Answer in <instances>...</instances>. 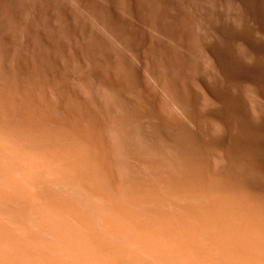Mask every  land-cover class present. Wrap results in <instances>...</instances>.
<instances>
[{
  "label": "rangeland",
  "instance_id": "obj_1",
  "mask_svg": "<svg viewBox=\"0 0 264 264\" xmlns=\"http://www.w3.org/2000/svg\"><path fill=\"white\" fill-rule=\"evenodd\" d=\"M0 190V264H263L264 0H0Z\"/></svg>",
  "mask_w": 264,
  "mask_h": 264
},
{
  "label": "bare ground",
  "instance_id": "obj_2",
  "mask_svg": "<svg viewBox=\"0 0 264 264\" xmlns=\"http://www.w3.org/2000/svg\"><path fill=\"white\" fill-rule=\"evenodd\" d=\"M62 136H63V135H62ZM1 140H2V139H1ZM5 141H6V140H5ZM65 141H66V140H65ZM74 141H75V140H74ZM43 142H44V141H43ZM45 142H46V141H45ZM45 142H44V143H45ZM81 142H82V141H81ZM47 143H48V142H47ZM74 143H75V142H74ZM7 144H8V143H7ZM8 145H9V144H8ZM17 145H18V144H17ZM43 145H44V144H43ZM91 145H92V144H91ZM5 146H6V145H5ZM5 149H6V148H5ZM80 149H81V148H80ZM23 150H25V149H23ZM82 150H83V148H82ZM79 151H80V150H79ZM82 152H83V151H82ZM193 152H194V151H193ZM85 153H86V152H85ZM90 153H91V152H90ZM79 154L82 155V154H84V152H83L82 154L79 152ZM88 154H89V153L85 154V157H86V158H87V157L90 158V156H89ZM95 154H96V153H95ZM9 155H10V154H9ZM31 156H32V155H31ZM32 157H34V159H35L37 156H36V157H35V156H32ZM83 157H84V156H82V158H83ZM85 157H84V158H85ZM94 157H95V159H96V156H94ZM94 157H93V159H94ZM97 157H98V156H97ZM102 157H104V155H102ZM105 157H107V156H105ZM42 158H43V157H42ZM44 158H45V157H44ZM68 158H69V157H68ZM80 158H81V157H80ZM80 158H79V159H80ZM27 159H28V158H27ZM30 159H31V158H30ZM32 159H33V158H32ZM37 159H38V158H37ZM37 159H36V160H37ZM56 159H57V158H56ZM70 159H71V158H70ZM95 159H94V161H95ZM102 159H103V158H102ZM5 160H6V159H5ZM9 160H10V159H9ZM36 160H35V161H36ZM40 160H41V159H39V161H38V160H37V161L40 162ZM44 160H45V159H44ZM53 160H54V159H53ZM60 160H61V159H60ZM68 160H69V159H68ZM73 160H74V159H73ZM73 160H72V161H73ZM76 160H77V158H76ZM104 160H108V157H107V158H104ZM104 160H103V161H104ZM1 161H2V160H1ZM37 161H36V162H37ZM42 161H43V160H42ZM47 161H48V159H47ZM66 161H67V160H66ZM69 161H70V160H69ZM69 161H68V162H69ZM84 161L86 162V159H85ZM89 161H90V160H89ZM89 161L87 160V163H86V164H88V168L91 166V169L94 171V170H95V169L93 168L94 166L92 167V165H94V164H92V163H94V162H93V161H92V163L90 162V164H92V165H89V163H88ZM195 161H196V160H195ZM3 162H4V161H3ZM10 162H11V161H10ZM75 162H76V161H75ZM4 163H5V162H4ZM40 163H41V162H40ZM56 163H57V162H56ZM65 163H66V162H65ZM43 164H44V165H42V164H41V165L44 166L43 168H45V170H46V169H47V170L49 169V167L47 168V166L50 165V168L52 169V168H53V165H54V164H53V165L50 164V161H49V163L46 162V161H45V162L43 161ZM69 164H70V162H69ZM69 164L67 163V165H68V170L71 169L70 171H74L75 168H76V167H75V164L73 165V164L71 163V164L74 166V168H73V166H72V168H73L74 170H72V168L69 169ZM77 164H78V163H77ZM17 165H18V164H17ZM28 165H29V164H28ZM32 165H34V164H32ZM45 165H47V166H45ZM67 165L65 164V166H67ZM200 165H201V164H200ZM2 166H3V165H2ZM37 166H39V165H37ZM56 166H57V165H56ZM204 166H205V165H204ZM13 167H14V166H13ZM26 167H27V163H26ZM31 167H32V166H31ZM33 167H34V166H33ZM33 167H32V168H33ZM40 167H41V166H40ZM70 167H71V166H70ZM102 167H103V166H102ZM27 168H28V167H27ZM34 168H35V167H34ZM41 168H42V167H41ZM54 168H55V167H54ZM54 168H53V169H54ZM85 168H86V171H87V170H88V169H87V165H85ZM10 169H11V168H10ZM51 169H49V171H50ZM65 169H67V167H66V168L64 167V170H65ZM91 169H90V171H92ZM100 169H101V168H100ZM1 170H2V169H1ZM6 170H7V169H6ZM45 170H44V171H45ZM54 170H55V169H54ZM54 170H53V171H54ZM78 170H79V169H78ZM104 170H105V169H104ZM109 170H110V169H109ZM22 171H24V170H22ZM41 171H42V170H41ZM66 171H67V170H65V172H66ZM76 171H77V169H76ZM79 171H80V170H79ZM83 171H84V170H83ZM90 171H89V172H90ZM19 172H20V171H19ZM45 172H46V171H45ZM89 172L87 171L86 173L89 174ZM43 173H44V172H43ZM47 173H48V172H46L45 174H47ZM90 173H91V172H90ZM109 173H110V172H109ZM6 174H7V173H6ZM14 174H15V173H14ZM21 174H22V173H21ZM25 174H26V175L28 174V177L30 176V177H29L30 179L32 178L31 175H29V173H27V171H25ZM41 174H42V173H41ZM53 174H55V173H53ZM69 174H70V173H69ZM93 174H94V172H93ZM98 174H99V173H98ZM113 174H114V172H113ZM18 175H19V174H18ZM32 175H33V174H32ZM51 175H52V174L50 173V175H49V176H50L49 179L51 178ZM70 175H71V174H70ZM103 175H104V174H102L101 177H103L104 179H106L107 176H103ZM106 175H107V173H106ZM110 175H111V174H110ZM186 175H187V174H186ZM38 176H39V175H38ZM71 176H72V175H71ZM91 176H92V175H91ZM108 176H109V175H108ZM194 176H196V175H194ZM194 176H191V177H190L191 179H189V181L193 180V181H191V182L194 183V184H193V186H195L194 189L196 188L195 190H193V187H192V190H193V191H192L191 194L194 196V191H197V190L199 189L200 192L198 191V194L201 196V195H202V192H203L202 189H204L203 187H205V186H203V184H202L201 182H199V179L197 180L196 177H195V178H192V177H194ZM13 177H15V176H13ZM23 177H25V176H23ZM57 177H58V176H57ZM62 177H63V176H62ZM81 177H82V176H81ZM87 177H88V176H87ZM185 177H186V176H185ZM20 178H21V177H20ZM58 178H59V177H58ZM64 178H65V177H64ZM103 178H102L101 180H103ZM108 178H109V177H108ZM108 178H107V179H108ZM112 178H113V177H112ZM116 178H117V177H116ZM14 179H15V178H14ZM23 179H24V178H23ZM27 179H28V178H27ZM36 179H37V178H36ZM36 179H35V180H36ZM44 179H46V177H44ZM81 179H82V178H81ZM91 179H92V178H91ZM19 180H20V179H19ZM52 180H53V179H52ZM108 180H109V179H108ZM177 180H178V179H177ZM8 181H9V180H8ZM14 181H15V180H14ZM30 181H32V180H30ZM49 181H50V180H49ZM189 181H187V182H189ZM10 182H11V181H10ZM15 182H16V184H17L19 181H15ZM83 182H85V181H83ZM105 182H106V181H105ZM173 182H177V181L174 180ZM191 182H189V183H191ZM198 182H199L200 184H199ZM20 183H21V182H20ZM89 183H90V182H89ZM110 183H111V182H110ZM153 183H154V182H153ZM179 183H180V182H179ZM179 183H176V184H179ZM181 183H182V182H181ZM181 183H180V184H181ZM189 183H188V184H189ZM192 183H191V186H192ZM3 184H4V183H3ZM27 184H30V183H27ZM95 184H96V183H95ZM113 184H115V183H113ZM173 184H174V188H175V189H176L177 187H180V188H179V191H180L181 194L184 195V193H185V194L187 193V196H188V193L190 194V192H185V191L188 190V189H187V190H186V189L184 190V187H186V186L183 187V185H185V184H181V185H182V188H181V186H177L175 183H173ZM1 185H2V184H1ZM31 185H32V184H31ZM31 185H30V186H31ZM49 185H50V184H49ZM77 185H78V184H77ZM199 185H201V187L203 186L202 189H200L201 187H200V188L198 187ZM8 186H9V185H8ZM32 186H33V185H32ZM81 186H82V185H81ZM175 186H177V187H175ZM188 186H189V185H188ZM3 187H4V185H3ZM75 187H76V186H75ZM86 187H87V186H86ZM155 187H156V186H155ZM168 187H169V186H168ZM197 187H198V189H197ZM32 188H33V187H32ZM187 188H188V187H187ZM189 188H190V187H189ZM221 188H222V187H221ZM2 189H3V188H2ZM5 189H6V188H5ZM5 189H4V190H5ZM30 189H31V188H30ZM87 189H88V188H87ZM171 189H172V188H171ZM190 189H191V188H190ZM26 190H27V189H26ZM111 190H112V189H111ZM176 190H178V188H177ZM0 191H1V190H0ZM17 191H18V190H17ZM29 191H30V190H29ZM33 191H34V190H33ZM104 191H105V190H104ZM174 191H175V190H174ZM201 191H202V192H201ZM6 192H8V191H6ZM94 192H95V190H94ZM127 192H128V191H127ZM155 192H156V191H155ZM17 194H18V193H17ZM26 194H27V193H26ZM28 194H29V196L32 195V193H28ZM28 194H27V195H28ZM122 194H123V193H122ZM198 194H197V192H196V197H197ZM206 194H207V192H206ZM19 195H20V194H19ZM38 195H39V194H38ZM152 195H153V193H152ZM172 195H173V194H172ZM199 195H198V196H199ZM212 195H213V194H212ZM212 195H210V196H211V199L213 198ZM33 196H34V194H33ZM96 196H97V195H96ZM207 196H208V195H207ZM207 196H206V197H207ZM210 196H209V197H210ZM214 196H215V194H214ZM113 197H114V196H113ZM174 197H175V196H174ZM191 197H192V196H191ZM191 197H189V198H191ZM202 197H203V196H202ZM23 198H24V197H23ZM152 198H153V197H152ZM194 198H195V197H194ZM197 198H198V200H199V197H197ZM164 199H166V198H164ZM187 199H188V198H187ZM200 199H202V198H200ZM206 199L208 200V198H206ZM209 199H210V198H209ZM213 199H214V198H213ZM216 199H217V198H216ZM218 199H219V198H218ZM218 199H217V200L214 199V200L212 201V203H213L214 206H219V205L221 206V204H223V203L220 202V200L218 201ZM18 200H19V199H18ZM29 200H30V199H29ZM142 200H143V199H142ZM158 200H159V198H158ZM160 200H161V199H160ZM162 200H163V199H162ZM171 200H172V199H171ZM198 200H197V201H198ZM202 200H203V199H202ZM36 201H37V200H36ZM115 201H116V200H115ZM149 201H150V199H149ZM153 201H154V200H153ZM203 201H205V197H204V200H203ZM210 201H211V200H210ZM195 202H196V201H195ZM201 202H202V201H201ZM205 202H207V201H205ZM226 202H227V201H226ZM116 203H117V202H116ZM151 203H152V202H151ZM171 203H172V202H171ZM196 203H198V202H196ZM212 203L210 202V204H212ZM107 204H109V203H107ZM153 204H154V203H153ZM207 204L210 205L209 203H206V205H207ZM28 205H29V204H28ZM32 205H33V204H32ZM150 205H151V204H150ZM169 205H170V204H169ZM201 205H202V204H201ZM213 205H212V206H213ZM142 206H143V205H142ZM27 207H28V206H27ZM162 207H163V206H162ZM196 207H197V206H196ZM206 207H207V206H206ZM209 207H210V209H212V210L214 209V208H211V206H209ZM223 207H224V206H223ZM237 207H238V206H237ZM253 207H254V206H253ZM45 208H46V207H45ZM144 208H145V207H144ZM207 208H208V207H207ZM220 208H221V207H220ZM48 209H49V208H48ZM61 209H62V208H61ZM191 209H192V207H191ZM193 209H195V208H193ZM224 209H225V207H224ZM227 209H228V207H227ZM236 209H238V208H236ZM245 209H246V208H245ZM106 210H107V209H106ZM171 210H172V209H171ZM222 210H223V209H222ZM252 210H254V208H253ZM28 211H29V210H28ZM44 211H45V210H44ZM190 211H191V210H190ZM190 211H189V212H190ZM196 211H197V209H196ZM196 211H194V212H195L196 215H198L199 213L197 212V213H198V214H197ZM207 211H208V210H207ZM210 211H211V210H210ZM213 211H214V210H213ZM227 211H228V210H227ZM118 212H119V211H118ZM156 212H157V211H156ZM171 212H172V211H171ZM199 212H200V211H199ZM221 212H222V211H221ZM223 212H224V211H223ZM228 212H229V211H228ZM234 212H235V213H234ZM250 212H251V211H250ZM252 212H253V211H252ZM73 213H75V212H73ZM164 213H165V212H164ZM207 213H210V212H207ZM211 213H212V211H211ZM233 213H234V214H233ZM239 213H240V212H239ZM255 213H256V212H255ZM255 213H254V214H255ZM38 214H39V213H38ZM158 214H159V213H158ZM189 214H191V213H189ZM189 214H188V215H189ZM195 214L192 212V215H191V216L189 215V216L192 217V216L195 215ZM204 214H205V213H204ZM221 214H222V213H221ZM230 214H233V216H234V217H232V216L229 217V220H228V221H230V223H232V222H234L233 220L236 219V215H237V214H236V210L232 211V213L230 212ZM108 215H109V214H108ZM122 215H123V214H122ZM201 215H202V214H201ZM206 215H207V214H206ZM206 215H205V216H206ZM211 215H212V214H211ZM211 215H210V216L207 215V216L211 217ZM213 215H216V214H213ZM218 215H219V214H218ZM243 215H244V214H243ZM255 215H256V214H255ZM153 216H154V215H153ZM161 216H162V215H161ZM189 216H188V217H189ZM113 217H114V216H113ZM113 217H112V218H113ZM135 217H136V216H135ZM163 217H164V216H163ZM190 217H189V218H190ZM199 217H200V216H199ZM202 217H203V216H202ZM212 217H213V216H212ZM218 217H219V219L221 218L220 216H218ZM225 217H226V216H225ZM225 217H222V220H223V221H224V218H225ZM73 218H74V217H73ZM114 218H115V217H114ZM114 218H113V219H114ZM143 218H144V217H143ZM158 218H159V217H158ZM160 218H161V217H160ZM166 218H167V217H166ZM169 218H170V217H169ZM189 218H188V222H190ZM194 218H195V216H193V218H191V220H192V219L195 220V219L197 218V216H196L195 219H194ZM207 218H208V217H207ZM214 218H215V217H214ZM230 218H233V219H230ZM77 219H79V218H77ZM133 219H134V217H133ZM145 219H146V218H145ZM164 219H165V218H164ZM167 219H168V218H167ZM167 219H166V220H167ZM198 219H199V221H200V218H198ZM246 219H247V218H246ZM251 219H252V218H251ZM110 220H111V219H110ZM134 220H135V219H134ZM137 220H138V219H137ZM193 220H192V221H193ZM209 220L211 221V218H210ZM209 220H208V221H209ZM249 220H250V219H249ZM254 220H256V219H254ZM254 220H253V221H254ZM79 221H81V220H79ZM167 221H169V219H168ZM195 221H197V220H195ZM223 221H222V222H223ZM257 221H259V220H257ZM137 222H138V221H137ZM164 222H166V221H164ZM200 222H201V221H200ZM205 222H206V221H205ZM211 222H212V221H211ZM219 222L222 223L220 220H218V224H219V225H220ZM242 222H243V221H242ZM242 222H241V223H242ZM246 222H247V221H246ZM255 222H256V221H255ZM82 223H83V222H82ZM107 223H108V222H107ZM149 223H150V222H149ZM193 223H194V222H193ZM193 223H192V224H193ZM197 223H198V222H197ZM212 223H214V222H212ZM227 223H229V222H227ZM247 223H248V222H247ZM259 223H260V222H259ZM259 223H258V224H259ZM108 224H109V223H108ZM134 224H135V222L133 223V225H134ZM164 224H167V222L164 223ZM169 224H170V223H169ZM192 224H191V225H192ZM194 224H195V223H194ZM194 224L192 225L193 227H195V226L197 225V224H196V225L194 226ZM202 224H203V223H202ZM202 224H201V225H202ZM209 224H210V223H209ZM214 224L216 225V223H214ZM223 224H224V223H223ZM223 224H221V226H223ZM262 224H263V223H262ZM104 225H105V224H104ZM139 225H140V224H139ZM139 225H138V226H139ZM143 225L146 226V224H143ZM148 225H150V224H147V226H148ZM198 225H199V226H198ZM198 225H197L198 227H202V229L199 230V231L202 232V230H203V228H204L205 226H204V227H203V226H200V223H199ZM203 225H204V224H203ZM206 225H207V224H206ZM215 225H214V226L212 225V227L214 228ZM219 225H218V226H219ZM232 225H233V224H232ZM250 225H251V224L248 223V224H247L246 226H244V227H246V230H248L249 232L254 233L255 231H254V232L252 231V230H253V229L251 228L252 225H251V226H250ZM144 226H143V227H144ZM163 226H164V225H163ZM197 226H196V227H197ZM218 226H216V228H217ZM260 226H261V225H260ZM262 226H263V225H262ZM99 227H100V226H99ZM118 227H119V225H118ZM118 227H117V229H115L116 231H117V230H118V231L120 230V227H119V229H118ZM156 227H157V226H156ZM169 227H171V226H169ZM183 227H184V226H183ZM189 227H190V226H189ZM239 227H240V226H239ZM115 228H116V226H115ZM139 228H140V226H139ZM146 228H147V227H146ZM166 228H167V227H166ZM166 228H165V229H166ZM210 228H211V227H210ZM227 228H228V227H227ZM141 229H142V228H141ZM168 229H169V228H168ZM183 229H184V228H183ZM204 229L206 230L207 228L205 227ZM208 229H209V228H208ZM208 229H207V230H208ZM217 229H218V228H217ZM239 229H240V228H239ZM241 229H242V228H241ZM134 230H135V226H134ZM147 230H148V229H147ZM147 230L144 228V231H146V233H147ZM181 230H182V229H181ZM190 230H192V229H190ZM197 230H198V228H197ZM205 230H204V231H205ZM207 230H206V232H207ZM213 230L216 231V229L214 228V229H212V232H211V233L214 232ZM227 230H228V229H227ZM244 230H245V228H243L242 231H244ZM246 230H245V231H246ZM116 231H115V232H116ZM120 231H121V230H120ZM194 231L196 232V229H194ZM199 231H198V234H199ZM204 231L202 232V234L205 235L206 233H205ZM238 231H239V230H238ZM240 231H241V230H240ZM248 231H247V233L249 234ZM88 232H89V231H88ZM99 232H100V231H99ZM112 232H113V231H112ZM129 232H131V231L129 230ZM134 232H135V231H134ZM136 232H137V231H136ZM138 232H139V231H138ZM141 232H142V231H141ZM160 232H161V231H160ZM93 233H94V232H93ZM116 233H117V232H116ZM116 233H115V234H116ZM121 233H123V232H121ZM132 233H133V232H132ZM139 233H140V232H139ZM154 233H155V232H154ZM162 233H163V231H162ZM162 233H160V236L162 235V236L164 237L165 234H164V233L162 234ZM167 233H168V232H167ZM170 233H171V232H170ZM237 233H238V232H237ZM239 233H240V232H239ZM245 233H246V232H245ZM245 233H244V234H245ZM247 233H246V234H247ZM256 233H257V232H256ZM260 233H261V232H260ZM260 233H259V234H260ZM86 234H87V233H86ZM124 234H125V233H124ZM130 234H131V233H130ZM130 234H129V236H130ZM142 234L144 235V233H142ZM177 234H178V233H177ZM194 234H196V233H194ZM213 234H214V233H213ZM234 234H236V233H234ZM242 234H243V233H242ZM246 234H245L244 236H246ZM95 235H96V234H95ZM121 235H122V234H121ZM132 235H133V234H132ZM132 235H131V236H132ZM138 235H139V234H138ZM168 235H169V234H168ZM170 235H171V234H170ZM191 235H192V234H191ZM199 235H201V233H200ZM237 235H238V234H237ZM257 235H258V234H257ZM260 235H262V233H261ZM116 236H117V235H116ZM123 236H124V235H123ZM135 236H136V238H137V235H135ZM135 236H132L133 239H134ZM140 236H141V235H140ZM144 236H146V235H144ZM176 236H177V235H176ZM178 236H179V235H178ZM194 236H195V235H194ZM212 236H213V235H212ZM226 236H227V235H226ZM226 236H224V237H226ZM240 236H241V235H239V237L237 238L238 240H239ZM114 237H115V236H114ZM127 237H128V235H127L126 237H124V238H127ZM169 237H170V236H169ZM187 237H188V236L186 235V237L184 238L185 241H186V240L188 241L187 244H185L184 241L182 242V243L185 244V246H186V245H190V244H192V243L194 242V241L192 242L191 240H188L189 238H187ZM191 237H192V236H191ZM196 237L198 238L199 236L196 235L194 238H196ZM232 237H233V236H232ZM232 237H231V238H232ZM234 237H235V236H234ZM256 237H257V236H256ZM121 238H123V237H121ZM139 238H140V237H139ZM142 238H143V237H142ZM144 238H145V237H144ZM152 238H153V237H152ZM158 238H159V237H158ZM175 238H176V237H175ZM192 238H193V237H192ZM194 238H193V239H194ZM197 238H196V239H197ZM201 238H202V237H201ZM246 238H247V237H246ZM246 238H245V239H246ZM130 239H131V238H130ZM160 239H161V238H160ZM162 239H163V238H162ZM164 239H165V237H164ZM164 239H163L162 243L164 242ZM166 239L168 240V238H166ZM171 239H172V237H171ZM176 239H177V240H176ZM176 239H175V243H176V241H177V242L179 241L178 238H176ZM223 239H225V238H223ZM233 239L236 240V237L233 238ZM84 240H85V239H84ZM88 240H89V239H88ZM126 240L128 241V239H126ZM143 240H144V239H143ZM143 240H141V241H143ZM167 240H166V243L168 244V247H167V245H164V246L161 245L163 248L166 246V247L164 248L165 251H168V250H169V246L171 245V244H169V242H168ZM201 240H202V239H201ZM235 240H232V239H231V242H232V241L235 242ZM238 240H237V241H238ZM241 240H242V239H241ZM135 241H136V240H135ZM139 241H140V240H138V242L136 241L137 244H136V242H135V244H136V245H139V244H140V247H139V248H142V249H143L145 246H143V245H141V244H144L145 242H148L147 240H146V241L144 240V242H139ZM171 241H172V240H171ZM171 241H170V242H171ZM190 241H191L192 243H191ZM223 241H225V240H223ZM237 241H236V243H234V244H233V242H232L233 245L231 244V242H229V243H230L229 245H232V246H234V247L236 246V247H235L236 249H234V248L232 247V249H234L233 251L230 249V251H229L230 253L228 252V249H229V248H228V243H224V244L221 246V249H220L221 252L219 253L220 255H222V257L219 255V256H218V259H217V258H216L215 260H214V259H211V261H210V259H209V258H210V257H209L210 255H209L208 251H206V249L208 248L207 246H206L207 248H205V251L203 250L204 253L202 252V253H199V254H196V255H195L194 251L192 252L193 254H192V253L189 254V252H187V250H188L189 247L187 246V248H186V249H187L186 252H187L189 255H188V258H187V261H186V258H185V257H187V256H186L187 253H182L183 250L185 249V247L182 246V243H181V246H180V244H177V243H176L177 246L179 245V247H181V250L183 249L182 251H180V250H178V249H180V248L177 247V248H178V249H177V252L180 251V253H182L181 256H182L183 254H184V255L186 254V255H185V256L183 255L184 257L182 256V257L185 258V259H183V258L181 257L183 261H182V260L180 259V257H179L180 253H179L178 256L176 255L177 253H176L175 255H176V257H179L180 262L182 261L183 264H184V261H185L186 264H187V263H188V264H192V263L188 262V259H190L191 262H193V264H210L211 262H212L211 264H214V263H215V264H256L255 262H257L258 260L256 261V260H254L252 257H249V256H251V255H249L250 250L246 251V252H248V254H247L248 256H246V255H245L246 253H244V252L242 251V250L246 249L247 245H246V247H245L244 242H243V244H242V242H241V245H239V247H238V246H237V244H238ZM242 241H243V240H242ZM131 242H132V241H131ZM149 242H150V241H149ZM189 242H190V243H189ZM225 242H226V241H225ZM263 242H264V240H263ZM151 243H152V242H151ZM178 243H179V242H178ZM188 243H189V244H188ZM98 244H99V243H98ZM128 244H129V243H128ZM152 244L154 245V241H153ZM155 244H156V243H155ZM160 244H161V243H160ZM235 244H236V245H235ZM239 244H240V241H239ZM245 244H246V243H245ZM254 244H256V243H254ZM102 245H103V244H102ZM145 245H147V244H145ZM153 245H151L152 248H151V246H150L151 251H154V250H153ZM206 245H208V244H206ZM242 245H244V246H242ZM172 246H174V244L171 245V247H170L171 249H172ZM194 246H195V245H194ZM194 246H193V247H194ZM208 246L211 247L210 244H209ZM240 246H242V248H241ZM255 246H256V245H255ZM257 246H258V245H257ZM257 246H256L257 249L255 248V250H254V251H256V254H261V255L264 254V252H263L264 250H262V249H264V248L260 249L261 245L258 246V247H257ZM136 247H137V246H136ZM147 247H148V246H147ZM154 247H155V245H154ZM162 247H161V248H162ZM191 247H192V246H191ZM191 247H190L189 250H193V249H191ZM193 247H192V248H193ZM210 247H209V248H210ZM244 247H245V248H244ZM105 248H107V246H106ZM134 248H135V247H134ZM145 248H146V247H145ZM163 248L161 249V251H162V250L164 251ZM167 248H168V250H166ZM174 248H175V247H174ZM209 248H208V250H209ZM243 248H244V249H243ZM249 248H250V246H249ZM249 248H248V249H249ZM108 249H109V248H108ZM110 249H111V248H110ZM142 249H140V250H142ZM148 249H149V248H148ZM171 249H170L169 251H174V250H171ZM200 249H201V248H200ZM202 249H203V248H202ZM202 249H201V250H202ZM111 250H112V249H111ZM115 250H116V249H115ZM137 250H139V249H137ZM140 250L138 251V254L141 253ZM159 250H160V249H159ZM175 250H176V249H175ZM127 251H128V250H127ZM163 251H162V253H164ZM169 251H168V252H169ZM209 251H210V250H209ZM231 251H232V252H231ZM234 251H235V253H234ZM113 252H114V251H113ZM135 252H136V251H135ZM135 252H134V254H135ZM142 252H144V250H142ZM184 252H185V250H184ZM205 252H206V253H205ZM90 253H91V252H90ZM117 253L119 254V257H120L121 255H120V253L118 252V250H117ZM156 253H157V251L155 252V254H156ZM169 253H170V252H169ZM227 253H229V254H227ZM231 253H233L232 257H236L235 259H234V258H233L232 260L229 259V257H231V256H229V255H230ZM151 254H152V253H151ZM159 254H161V252H158V255L156 254V255H157V258H158L157 260H160V259H162L161 257H163V254H161L162 256L159 255ZM205 254H206V255H209V256H205ZM250 254H251V253H250ZM116 255H117V254H116ZM130 255H131V252H130ZM140 255H141V254H140ZM142 255H143V254H142ZM144 255H145V254H144ZM156 255H155V256H156ZM192 255H193V256H192ZM145 256H146V255H145ZM155 256H154V254H153L154 259H155ZM158 256H161V257L159 258ZM173 256H174V255H173ZM190 256H191V257H190ZM256 256H257V255H256ZM130 257H131V256H130ZM134 257H135V256H134ZM141 257H142V256H141ZM208 257H209V258H208ZM257 257H258V256H257ZM259 257H260V256H259ZM135 258H136V257H135ZM139 258H140V257H139ZM142 258H143V257H142ZM219 258H220V259H219ZM221 258H223V259L221 260ZM249 258H251V259H249ZM143 259H144V258H143ZM173 259H174V258H172L171 260H173ZM252 259H253V260H252ZM157 260H156V261H157ZM163 260H164V259H163ZM175 260H176V261H175ZM110 261H111V260H110ZM117 261H118V260H117ZM144 261H145V260H144ZM156 261H155V262H156ZM177 261H179V260H177V259L175 258L174 261H173L174 264H175V262H176V264H177ZM132 262H133V261H132ZM158 262L160 263V261H158ZM173 262H172V263H173ZM180 262H178V264H179ZM92 263H93V262H92ZM133 263H134V262H133ZM262 263L264 264V262H262ZM180 264H181V263H180Z\"/></svg>",
  "mask_w": 264,
  "mask_h": 264
}]
</instances>
